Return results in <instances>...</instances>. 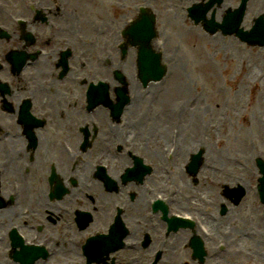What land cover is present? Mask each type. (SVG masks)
Segmentation results:
<instances>
[{
    "label": "rangeland",
    "instance_id": "obj_1",
    "mask_svg": "<svg viewBox=\"0 0 264 264\" xmlns=\"http://www.w3.org/2000/svg\"><path fill=\"white\" fill-rule=\"evenodd\" d=\"M101 1L97 0L96 3L101 4ZM167 8H173L174 11L172 14H166V17L182 15L181 6L177 1H171ZM187 22L191 25L189 21ZM167 23L168 28L176 33L173 35L174 33L166 31L170 41L166 50L172 56H176L175 64L169 66V72L171 73L173 69L177 73L180 72L182 81H187L190 87L182 99L179 98L178 93L169 94V91L173 90L171 85L176 80L171 78L168 83L170 90L166 92V107L172 110L178 100L193 101L192 105H196L199 98L201 106L207 108V114L203 113L205 124L216 120L217 136L227 140L216 150L222 154L218 159L219 163L224 164L225 167L226 163L230 164L232 161L227 157L229 155L233 157V165L239 166L234 160L237 154L250 166L248 169L239 166L248 176V181L245 183L247 185L255 183L257 168L252 163L255 156L248 161L246 151L250 154L255 153V149L251 147L252 140L259 138L262 142L259 154L264 156V87L261 85V89L254 88L252 83L254 77L264 68V53L259 52V48H245L243 51L248 52V58L243 62L245 70L243 71L242 68L239 72L238 67L242 63L237 57L239 51L235 46L222 47V44L216 43L211 35L205 38L195 30L186 33L182 38L181 32L176 30L175 22ZM210 71L215 76L211 75ZM247 99L248 105L245 102ZM222 121L226 123L224 128ZM240 171L235 168V177L242 173Z\"/></svg>",
    "mask_w": 264,
    "mask_h": 264
},
{
    "label": "flooded vegetation",
    "instance_id": "obj_2",
    "mask_svg": "<svg viewBox=\"0 0 264 264\" xmlns=\"http://www.w3.org/2000/svg\"><path fill=\"white\" fill-rule=\"evenodd\" d=\"M19 14L29 17L33 16L30 11L26 9L22 10ZM74 20V16L68 19V27L65 29L64 33H62L60 29L55 28V26L61 24L59 23V10L51 12L44 23H40V21L34 19L29 24V30L34 31L38 37V42L35 41L34 47L36 43L37 46L40 47L34 52V58L28 59L29 62L33 63L28 66V72H34L35 74L31 79V84L38 89V94L35 101L33 99L34 102L31 106L37 111L46 112L55 110L56 106L61 105L63 109L69 110L68 112H70L75 106V80L72 77V73L68 72L66 77L59 79L61 68L58 67L61 59V52L68 47L75 50L69 43L71 40L64 38L66 34L69 37H73L72 33L75 32L76 29ZM11 42L16 43V40H12ZM73 45L75 44L73 43ZM86 48L87 44L82 43L79 49L85 50ZM41 49L45 51L44 54H42L43 51ZM75 58L76 54L74 52L72 57H70V64L74 63ZM20 105V103H17L16 107L13 105L11 108L6 105H1V109L5 113H15L18 112ZM16 117L13 119L11 118L12 121H16ZM16 125L17 124H14V129L11 130H16ZM11 128H13V126H11Z\"/></svg>",
    "mask_w": 264,
    "mask_h": 264
},
{
    "label": "bare ground",
    "instance_id": "obj_3",
    "mask_svg": "<svg viewBox=\"0 0 264 264\" xmlns=\"http://www.w3.org/2000/svg\"><path fill=\"white\" fill-rule=\"evenodd\" d=\"M230 43H234V41L233 40H230ZM240 68V67H239ZM242 68V67H241ZM178 77H179V75H178ZM172 88H174L173 90L174 91H172L171 92V94H176V93H183V92H185V90H184V88L182 87V86H180L179 85V83H174L173 82V84H172ZM260 116H262V115H260ZM235 168H239L238 166H235ZM240 169V168H239ZM7 214V212H4L2 215H6Z\"/></svg>",
    "mask_w": 264,
    "mask_h": 264
}]
</instances>
